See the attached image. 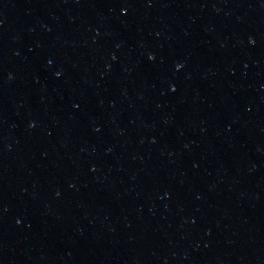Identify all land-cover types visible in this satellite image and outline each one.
<instances>
[{
    "label": "water",
    "instance_id": "obj_1",
    "mask_svg": "<svg viewBox=\"0 0 264 264\" xmlns=\"http://www.w3.org/2000/svg\"><path fill=\"white\" fill-rule=\"evenodd\" d=\"M0 264H264V0H0Z\"/></svg>",
    "mask_w": 264,
    "mask_h": 264
}]
</instances>
